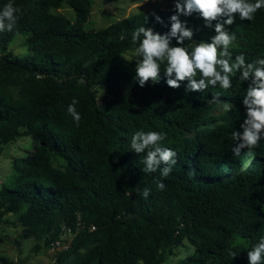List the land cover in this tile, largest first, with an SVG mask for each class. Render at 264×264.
<instances>
[{"label":"trees","instance_id":"obj_1","mask_svg":"<svg viewBox=\"0 0 264 264\" xmlns=\"http://www.w3.org/2000/svg\"><path fill=\"white\" fill-rule=\"evenodd\" d=\"M9 2L20 12L14 29L0 32V155L19 139H36L12 160L0 188V224L20 225L22 239L38 241L34 252L67 245L51 264H164L186 240L194 253L180 264H249L248 251L264 239V135L251 155L235 156L232 134L243 131L250 81L237 74L228 90L191 91L187 80L174 89L164 62L159 82L140 87L136 63L126 57L137 46L132 33L144 26L165 34L175 8L94 30L86 27L91 0H0V10ZM64 5L74 19L56 13ZM180 19L196 43L216 34L215 22L206 27L198 13ZM226 28L236 35L233 59H264V7ZM18 35L32 53L27 59L9 50ZM100 92L108 97L103 104ZM214 94L231 111L211 102ZM73 98L78 126L67 111ZM137 131L164 134L160 146L177 153L167 177L143 171L146 152L131 149ZM145 187L146 199L138 191Z\"/></svg>","mask_w":264,"mask_h":264},{"label":"clouds","instance_id":"obj_2","mask_svg":"<svg viewBox=\"0 0 264 264\" xmlns=\"http://www.w3.org/2000/svg\"><path fill=\"white\" fill-rule=\"evenodd\" d=\"M262 7L264 0H176V14L170 17L171 27L168 32L161 35L150 27L141 26L132 33V41L137 44L135 56L139 59L135 71L140 87H144L148 81L154 84L159 82L161 64L164 62L166 83L174 89L180 87V82L187 80L188 89L191 91H204L217 85L228 90L232 87V77L237 74L240 81H250L242 101L247 110V118L241 124L243 131H234L232 134V139L236 142L232 148L235 156H239L244 150L251 155L264 135V59L246 62L243 54L236 55L233 59L230 46L236 40V35L229 32L226 26L233 25L237 15L242 21H251ZM19 12L20 9L12 2L3 6L0 10V32H11L14 29ZM193 13H198L203 18L206 27H213L215 22L216 34L210 43L193 41V30L180 19L181 15L191 16ZM155 20L163 23L158 15H155ZM173 39L179 46L171 45ZM185 41L190 43L185 46ZM219 98V94H214L211 102L223 104L224 111H231L232 105ZM78 103L79 101L73 98L67 108L77 126L81 120V115L76 109ZM163 139L162 133L137 131L131 138V149L138 155L146 152L143 160L144 172L154 173L159 169L160 175L167 177L177 162V153L161 147L160 142ZM156 186L158 190L165 189V184L160 181H156ZM138 191L146 199L151 190L145 187ZM247 254L249 264H262L264 239L253 245ZM229 255L234 258L237 253L229 251Z\"/></svg>","mask_w":264,"mask_h":264},{"label":"rangeland","instance_id":"obj_3","mask_svg":"<svg viewBox=\"0 0 264 264\" xmlns=\"http://www.w3.org/2000/svg\"><path fill=\"white\" fill-rule=\"evenodd\" d=\"M91 2L92 14L86 27L99 30L113 22L132 17L144 11L159 8L170 10L175 8L176 0H91ZM56 13L71 19L75 18V12L69 5H64ZM135 48L129 51L126 57L128 60L137 63L139 58L135 56ZM9 50L20 59H27L32 55L23 35L15 36L12 39ZM107 100L108 97L100 92V104ZM35 139L33 136L19 139L17 142L7 146L0 155V188L12 175V160L15 157L25 155L27 150H31ZM21 231L22 227L18 224H0V241H2L0 243V258H8L14 264L20 261H24L27 264H51L56 250L42 249L39 252H34L32 249L38 244V241L35 239H22L20 237ZM176 253V256L168 258L164 264H180V261L193 255L194 247L186 240L184 245L176 250ZM0 264L2 263L0 262Z\"/></svg>","mask_w":264,"mask_h":264},{"label":"built area","instance_id":"obj_4","mask_svg":"<svg viewBox=\"0 0 264 264\" xmlns=\"http://www.w3.org/2000/svg\"><path fill=\"white\" fill-rule=\"evenodd\" d=\"M68 248V246L67 245H64L62 242H60V241H58L57 243H56V246H55V250H57V249H67Z\"/></svg>","mask_w":264,"mask_h":264},{"label":"water","instance_id":"obj_5","mask_svg":"<svg viewBox=\"0 0 264 264\" xmlns=\"http://www.w3.org/2000/svg\"><path fill=\"white\" fill-rule=\"evenodd\" d=\"M2 241H0V243H1Z\"/></svg>","mask_w":264,"mask_h":264}]
</instances>
